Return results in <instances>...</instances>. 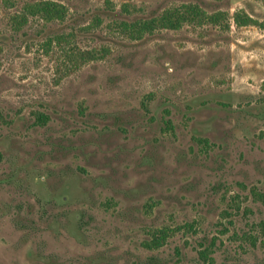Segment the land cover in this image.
Segmentation results:
<instances>
[{"label":"rangeland","instance_id":"374dc122","mask_svg":"<svg viewBox=\"0 0 264 264\" xmlns=\"http://www.w3.org/2000/svg\"><path fill=\"white\" fill-rule=\"evenodd\" d=\"M34 1L0 0V264H264V0ZM187 3L230 28L135 37Z\"/></svg>","mask_w":264,"mask_h":264},{"label":"trees","instance_id":"16d2710c","mask_svg":"<svg viewBox=\"0 0 264 264\" xmlns=\"http://www.w3.org/2000/svg\"><path fill=\"white\" fill-rule=\"evenodd\" d=\"M67 12V7L62 3H58L54 0H38L26 3L23 12L15 15L13 21L17 29H20L27 22L29 16H40L46 21H63L67 16ZM228 16L229 14L226 11L217 10L209 13L198 4L187 3L182 6L167 8L158 16H153L148 20L137 22L134 24V32L135 37L141 38L145 33H152L158 28L178 30L186 23L218 25L227 30L230 28ZM234 20L239 26L255 24L264 29V22H258L246 12H237L234 16ZM76 55V65L78 66L99 57L94 50L78 52ZM49 118L48 114H37V122L41 125L46 124ZM165 126L167 130L174 128L171 120H165ZM199 141L208 142V139L199 138ZM175 232L176 229L168 227L156 228V230L151 232V239L150 242L147 243V246L159 249L167 243L168 239L173 236ZM205 253L204 251L203 254Z\"/></svg>","mask_w":264,"mask_h":264}]
</instances>
